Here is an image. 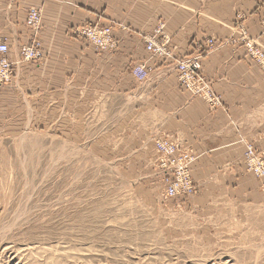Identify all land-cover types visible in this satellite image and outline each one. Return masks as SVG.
<instances>
[{
    "label": "crops",
    "instance_id": "1",
    "mask_svg": "<svg viewBox=\"0 0 264 264\" xmlns=\"http://www.w3.org/2000/svg\"><path fill=\"white\" fill-rule=\"evenodd\" d=\"M260 2L0 0V44H8L15 70L12 82L0 88V134L59 127L76 139L93 140L94 148L105 150L107 143L116 162L140 172H150L154 140L167 134L200 155L193 175L206 193L214 186L258 191L241 161L244 142L264 154V68L240 45L206 57L204 74L222 97L215 112L181 89L173 64L150 60L145 83L136 80L132 68L150 59L145 38L161 22L178 53L186 54L194 39H238L235 23L242 15L241 25L264 52ZM32 8L43 9L44 58L29 63L21 61L20 48L33 36L26 26ZM88 24L111 27L117 49L98 51L71 37Z\"/></svg>",
    "mask_w": 264,
    "mask_h": 264
},
{
    "label": "rangeland",
    "instance_id": "2",
    "mask_svg": "<svg viewBox=\"0 0 264 264\" xmlns=\"http://www.w3.org/2000/svg\"><path fill=\"white\" fill-rule=\"evenodd\" d=\"M37 9L43 19V9ZM88 25L71 37L96 48L75 34ZM26 26L33 36L20 48V58L23 47L37 40L42 56L28 62H39L42 22L38 35ZM158 27L145 38L150 59L134 65L133 76L145 83L150 60L171 63L181 89L212 112L222 108V97L204 74V59L240 45L256 63L252 44L256 48L257 42L249 36L243 43L241 34L194 39L180 54L164 29L171 41L153 42L150 50ZM115 43L96 50L115 51ZM194 65L200 67L196 74ZM139 68L147 73L144 80L137 76ZM94 144L59 127L0 134V264H264V154L254 143L244 142L241 166L258 191L214 186L208 193L193 175L200 155L182 139L162 134L154 140L150 172L128 170L108 154L107 143L105 150Z\"/></svg>",
    "mask_w": 264,
    "mask_h": 264
},
{
    "label": "built area",
    "instance_id": "3",
    "mask_svg": "<svg viewBox=\"0 0 264 264\" xmlns=\"http://www.w3.org/2000/svg\"><path fill=\"white\" fill-rule=\"evenodd\" d=\"M260 12L264 14V0H261L260 2ZM244 19V16L240 15L238 17V20L236 24L238 25V28L241 32V39L244 42H249V35L246 29L241 25V21ZM42 22V11L37 8H33L29 12V17L27 20V25L30 29H32L35 32V35H38V32L41 27ZM165 24L162 23L158 27V30L155 31V34L150 36L149 42H151V45L149 49H152L153 42H170L171 39L169 36H167L164 33ZM81 39H84L93 45L96 46L98 49H106L109 47L113 48V45H115V41L112 37V30L110 28H100L98 26L94 25H88L83 27L82 29H78L75 33ZM160 36V37H159ZM210 46L212 47L214 41L208 40ZM198 43V42H196ZM254 44V43H253ZM252 44V56L256 63L260 64L264 67V52L256 46V48L253 47ZM255 45V44H254ZM41 48V43L37 40H34L30 45L23 47L21 52V59L24 62L38 60L42 56L41 51L39 49ZM9 54V46L6 42H3L0 44V86L7 84L11 82L13 75H14V64L8 59ZM200 67L198 65H194L193 72L196 74L199 71ZM184 72H186V68H182ZM137 76L140 80H144L147 77V73L144 68H139L137 70ZM218 101L214 103V105H217Z\"/></svg>",
    "mask_w": 264,
    "mask_h": 264
}]
</instances>
